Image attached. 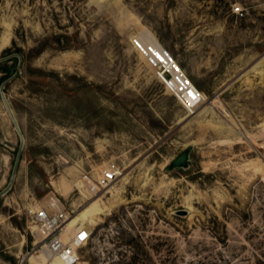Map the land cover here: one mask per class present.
I'll return each instance as SVG.
<instances>
[{"label":"rangeland","instance_id":"1","mask_svg":"<svg viewBox=\"0 0 264 264\" xmlns=\"http://www.w3.org/2000/svg\"><path fill=\"white\" fill-rule=\"evenodd\" d=\"M0 63L25 138L8 188L0 93V264L29 263L30 210L56 191L91 220L81 264H264V0H0ZM112 167L109 191H79Z\"/></svg>","mask_w":264,"mask_h":264},{"label":"built area","instance_id":"2","mask_svg":"<svg viewBox=\"0 0 264 264\" xmlns=\"http://www.w3.org/2000/svg\"><path fill=\"white\" fill-rule=\"evenodd\" d=\"M159 77L191 112L206 100V94L187 77L176 83L173 75L166 72L165 68ZM117 172L118 170L112 167L101 170L97 176L84 174L81 180L83 188L85 186L94 195L109 191L118 181ZM79 191L82 193V190ZM50 194H53L54 198L49 199ZM50 194L45 203L30 210L31 232L35 240L28 264H81V249L91 242L93 231L82 222L70 227L74 211L66 207L60 193L56 191Z\"/></svg>","mask_w":264,"mask_h":264},{"label":"water","instance_id":"3","mask_svg":"<svg viewBox=\"0 0 264 264\" xmlns=\"http://www.w3.org/2000/svg\"><path fill=\"white\" fill-rule=\"evenodd\" d=\"M159 69L160 70H163L164 69V67H163V65H160L159 66ZM14 72V70H12L11 71V73H13ZM0 93H1V96H2V99H3V102H4V104H5V106H6V109H7V111H8V113L10 114V116H11V119H12V121L14 122V125H15V127H16V129H17V131H18V133H19V135H20V139H21V141H20V147H19V151H18V157H17V159H16V163H15V166H14V169H13V172H12V176H11V180H10V184H9V186H8V188L11 186V184H12V182H13V180H14V178H15V174H16V169H17V165H18V161H19V157H20V153H21V151H22V148H23V146H24V143H25V138H24V135H23V133H22V130H21V128H20V125L18 124V121H17V119H16V116H15V114H14V111H13V109H12V107H11V105H10V103H9V101H8V99H7V97H6V95H5V93H4V91H3V85L1 86V88H0ZM191 151H192V146H189L188 148H186L178 157H176L168 166H167V169L169 170V171H171V170H173V169H176V168H188L189 166H190V160H191ZM8 188L6 189V190H8ZM5 190V191H6ZM4 191V192H5ZM4 192H1L0 193V196L4 193ZM181 212H182V214H187L188 213V211L187 210H181Z\"/></svg>","mask_w":264,"mask_h":264},{"label":"bare ground","instance_id":"4","mask_svg":"<svg viewBox=\"0 0 264 264\" xmlns=\"http://www.w3.org/2000/svg\"><path fill=\"white\" fill-rule=\"evenodd\" d=\"M160 65H162V64H160ZM160 65H158V68H159V66ZM163 67H164V65H163ZM165 68V67H164ZM166 69V68H165ZM190 80V79H189ZM191 81V80H190ZM87 188L84 186V188L82 187V191L86 194V197H88V198H94V197H97V195H94L93 194V192L91 191V190H89V189H87ZM94 195V196H93ZM48 198L50 199V198H54V196H53V194H50L49 196H48ZM87 216L85 215V214H78L77 215V213L70 219V227H74L75 225H77V224H79V223H81L82 222V224H85L86 226H88L90 229H91V231H92V228H93V226L91 225V220L90 219H88V218H86ZM33 259V258H32ZM58 264H62V263H60V262H58Z\"/></svg>","mask_w":264,"mask_h":264},{"label":"trees","instance_id":"5","mask_svg":"<svg viewBox=\"0 0 264 264\" xmlns=\"http://www.w3.org/2000/svg\"><path fill=\"white\" fill-rule=\"evenodd\" d=\"M2 63H3V62H2ZM2 63H0V66H1ZM3 71H5L7 74H12V73H11L12 69H11L10 67H8V66H7V67H4ZM5 78H6V77H3V79H5Z\"/></svg>","mask_w":264,"mask_h":264}]
</instances>
